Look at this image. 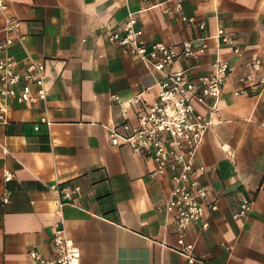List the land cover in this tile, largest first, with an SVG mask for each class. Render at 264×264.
Segmentation results:
<instances>
[{
    "label": "crops",
    "instance_id": "1",
    "mask_svg": "<svg viewBox=\"0 0 264 264\" xmlns=\"http://www.w3.org/2000/svg\"><path fill=\"white\" fill-rule=\"evenodd\" d=\"M1 1L0 45L9 18L20 23L25 40L0 50V58L11 57L20 73L31 62L42 64L47 97L35 104L0 100L6 105L0 198L10 193L8 203L0 202V264H29V251L51 258L52 230L60 223L80 264H189L176 251L174 217L165 212L171 173L151 178L152 159L109 140L111 128L135 126L158 93L159 76L107 39L128 13L149 43L205 46L203 55L177 61L174 70L195 78L217 61L231 68L219 98L196 106L210 124L192 161L206 169L204 204L216 201L217 211L206 206L184 239L193 246L192 264H264V89L233 95L264 79V0L182 1L180 9L173 0L153 8L154 0ZM218 30L234 39L238 54L219 42ZM256 59L260 69L251 72ZM246 73L253 80L242 84ZM138 95L137 107L126 103ZM4 172L12 175L8 182ZM241 198L251 209L235 219Z\"/></svg>",
    "mask_w": 264,
    "mask_h": 264
},
{
    "label": "built area",
    "instance_id": "2",
    "mask_svg": "<svg viewBox=\"0 0 264 264\" xmlns=\"http://www.w3.org/2000/svg\"><path fill=\"white\" fill-rule=\"evenodd\" d=\"M173 1L176 2V9H180L182 1L205 0ZM162 3L161 0H154L150 8L160 6ZM5 9V3L0 0V11ZM181 20L195 24L199 30L204 29V24L196 23L193 18L183 16ZM19 29L20 23L17 20L13 18L5 20L3 30L8 36L0 45V50H5L14 44H23L25 35L21 34ZM216 37L221 44L233 47L235 54L239 53V47L236 46L234 39L224 30H218ZM107 39L121 48L126 55L140 59L151 75L159 76L156 81L158 93L154 102L138 112L135 126L123 124L118 128H111L109 140L112 146H130L139 155L152 159L155 170L150 174L151 178L171 173V190L169 199L165 203V212L174 217L179 237L177 253L192 264L195 261L193 246L185 241L184 235L189 227L204 215L206 206L211 213L217 211L216 201H211L208 205L204 204L209 193L208 187L202 181L206 169L194 165L192 161V156L210 124L209 119L200 113L196 106H204L208 100L215 102L219 98L225 79L231 74V68L227 63L217 61L213 64L211 73L198 75L195 78L184 70H174L173 65L177 61L195 60L203 55L205 46H196L192 41L183 42L178 46L160 42L149 43L132 13L127 14L122 29L119 32H110ZM260 65L259 59L254 60L250 64V71L258 72ZM44 79L45 69L42 64L31 62L20 73L11 57L6 55L0 58V100L19 104L44 101L47 97ZM252 80L251 73H246L240 78L242 84ZM262 89H264V79L259 78L249 86L234 91L233 95L246 97ZM112 100L117 101L118 97L113 95ZM126 103L137 107L141 103V98L138 95L128 99ZM5 114L6 105L1 103V122H5ZM11 178L9 172H4V182H8ZM49 190L53 193L57 192L55 185L50 186ZM9 194L8 191L2 194L1 204L8 203ZM250 209L251 202L241 198L233 217L245 218ZM202 227L205 229L207 224L204 223ZM51 244L54 248V255L51 258H44L36 251H29L27 253L29 264H80V251L66 235L61 223L53 227Z\"/></svg>",
    "mask_w": 264,
    "mask_h": 264
}]
</instances>
